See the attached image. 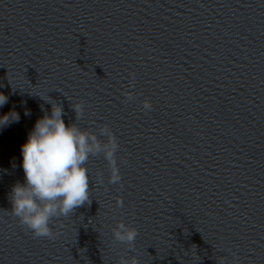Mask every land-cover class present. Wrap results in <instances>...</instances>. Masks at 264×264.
<instances>
[{
    "label": "clouds",
    "instance_id": "clouds-1",
    "mask_svg": "<svg viewBox=\"0 0 264 264\" xmlns=\"http://www.w3.org/2000/svg\"><path fill=\"white\" fill-rule=\"evenodd\" d=\"M130 76L134 81L135 74L130 73ZM124 95L132 99L131 93ZM7 102L8 97L0 92V107ZM49 103L51 114L45 112L36 121L27 141L21 146L25 180L22 184L17 182L13 185L9 199L11 214L31 231L33 238L54 240L56 234L50 227L54 218L67 217L78 207L91 204L86 167L90 157L103 155L110 167L109 183L119 184L121 175L116 164L118 138L111 129L105 125L98 131H89L75 122L66 124L63 106ZM72 108L76 121L82 116L84 107L83 104H72ZM143 108H152L147 98L143 101ZM25 115L30 113L26 111ZM19 120V113L12 109L0 114V127ZM116 205L123 207V200H117ZM112 235L116 242L127 244L134 250L138 236L135 227L120 221L112 229ZM233 257L234 264H239L236 254ZM119 264H138V260L134 256L121 257Z\"/></svg>",
    "mask_w": 264,
    "mask_h": 264
}]
</instances>
